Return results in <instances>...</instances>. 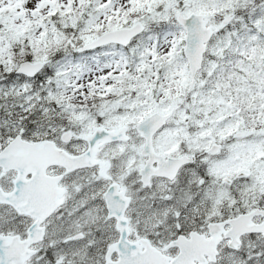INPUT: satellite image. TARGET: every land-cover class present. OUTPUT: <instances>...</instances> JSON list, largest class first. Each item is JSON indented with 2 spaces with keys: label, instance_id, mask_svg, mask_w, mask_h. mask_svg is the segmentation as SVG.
<instances>
[{
  "label": "snow or ice",
  "instance_id": "snow-or-ice-1",
  "mask_svg": "<svg viewBox=\"0 0 264 264\" xmlns=\"http://www.w3.org/2000/svg\"><path fill=\"white\" fill-rule=\"evenodd\" d=\"M0 264H264V0H0Z\"/></svg>",
  "mask_w": 264,
  "mask_h": 264
}]
</instances>
